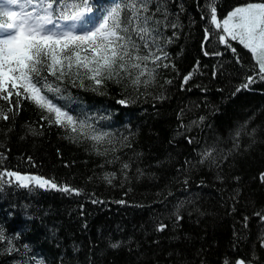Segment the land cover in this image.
I'll return each instance as SVG.
<instances>
[{"label": "trees", "instance_id": "obj_1", "mask_svg": "<svg viewBox=\"0 0 264 264\" xmlns=\"http://www.w3.org/2000/svg\"><path fill=\"white\" fill-rule=\"evenodd\" d=\"M208 2L218 6L219 14H226L246 0H183L182 27L177 28L180 34L167 46L169 59L179 71L162 69L159 83L148 89L155 95L164 85L163 100L153 96L137 99L131 88L121 92L122 86L116 84L99 92L68 84L73 98H57L73 110L99 111L107 117L101 127L117 129L118 135L125 126H132L136 132L132 146L120 150L122 160L132 163L126 170L127 181L120 174L119 161L101 167L105 157L89 151V144L69 139L60 126L48 125L31 100L21 101L13 119H0V152L6 154L0 167L35 172L84 189L77 194L12 185L0 188V228L8 237L20 234L13 241L19 251L0 252V264H20L29 256H41L46 264H60L61 259L64 264H88L89 259L94 264H225L226 258L228 264H235L238 257L254 259L253 251L255 264H264V246L258 240L264 232L258 215L264 213L260 175L264 172V79L254 78L248 87L237 91L251 70L241 67L231 49L214 38L207 50L220 55L205 54L206 20L201 18V10ZM178 3L169 0L173 11ZM166 31L171 35L173 30ZM235 43L244 65L254 64L250 51ZM197 61L199 69L181 88L183 74ZM165 76L173 82L165 84ZM126 95L134 102L121 105L118 100ZM0 104L7 106L3 100ZM181 109L185 122L201 115L205 119L176 135ZM245 121L238 149L219 167L198 163V149L214 143L218 158H222L220 150L232 148L231 133ZM29 125L37 132L28 131ZM252 129L256 132L249 137L247 132ZM188 135L194 137L192 143ZM186 158L194 166L180 172L178 166L188 168ZM105 171L117 172L112 184L100 178ZM185 175L189 177L187 185ZM120 200L127 202L121 204ZM181 201L182 219L174 223L176 205ZM159 220L168 225L166 230H155ZM117 240L122 243L111 247L109 242ZM25 243L30 245L27 255ZM6 247L0 240V248Z\"/></svg>", "mask_w": 264, "mask_h": 264}, {"label": "snow or ice", "instance_id": "obj_2", "mask_svg": "<svg viewBox=\"0 0 264 264\" xmlns=\"http://www.w3.org/2000/svg\"><path fill=\"white\" fill-rule=\"evenodd\" d=\"M183 11V0H179L175 11L171 9L169 0H0V100L7 102V106L0 104V119H13L21 101L31 100L42 110L40 118L48 125L60 126L69 139L87 143L89 151L105 157L101 167L119 161L120 174L127 181L130 177L126 170L132 167V163L122 160L120 150L132 146L136 135L131 130L132 126H125V130L118 135L117 129L101 127L100 122L107 117H102L99 111L91 112L86 108L73 110L68 103H59L57 98L65 101L73 98L68 84L97 92L106 89L109 84H116L122 86L121 92L131 88L137 99L153 96L154 99L163 100L164 85H161L162 91L155 95L148 89L159 83L162 69L171 67L179 71L175 62L169 59L171 54L167 46L180 34L177 28L182 27L180 14ZM201 18L206 20L202 41L205 54L220 55L207 50L206 45L214 38L219 45L231 49L241 67H247L252 72L246 75V82H242L237 91L248 87L254 78L264 79V0L239 2L226 14H219L218 6L208 2L203 5ZM169 28L173 30L171 35L166 31ZM235 42L250 51L254 64L244 65ZM198 69L199 61L192 70L183 74L181 88ZM216 74L213 71L212 75ZM172 82L171 77H164L165 84ZM118 102L127 105L134 101L131 95H126L121 96ZM183 116L184 110L181 109L177 114L179 124L176 135H183L205 119L201 115L198 119L185 122ZM246 124L247 121L231 133L234 143L231 149L220 150L222 158H218V145L214 143L198 149V163L208 162L209 166L219 167L228 155L238 149ZM28 131L36 133L37 129L29 125ZM255 132L256 129H252L247 135L254 137ZM186 138L189 143L194 140L191 135ZM5 156L0 152V164ZM27 159L35 164L31 156ZM185 164L188 168L178 166L180 172L189 171L194 166V162L188 158ZM137 172L141 173V170L137 169ZM260 175L264 180V172ZM116 176V171H105L100 178L112 184ZM217 178L223 179L219 175ZM188 180V176H183L184 185ZM203 182L201 179L200 183ZM5 185L31 191L41 188L77 194L84 191L66 182L58 183L53 177L0 167V188ZM93 202L98 203L99 199ZM126 202L119 201L121 204ZM182 204L183 201L176 205L174 223L182 219L179 212ZM258 215L264 222V213ZM247 219L245 216V222ZM167 227L162 220L155 224L157 232ZM19 235L16 233L8 237L5 230L0 228V240L7 243V247L0 248V252L19 251L13 242ZM258 240L264 246V232ZM109 243L116 248L122 241ZM29 247L27 243L23 245L25 255ZM255 257L253 251L254 259L238 257L235 264H255ZM33 261L35 264H46L41 256H29L27 260L22 259L20 264H33ZM60 264H64L63 259ZM88 264H94V261L89 259ZM225 264H228L227 258Z\"/></svg>", "mask_w": 264, "mask_h": 264}]
</instances>
